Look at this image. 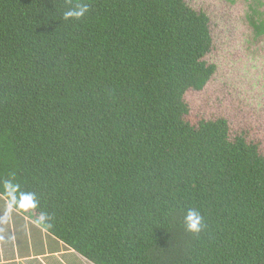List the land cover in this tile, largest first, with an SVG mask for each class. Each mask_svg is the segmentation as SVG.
Wrapping results in <instances>:
<instances>
[{
    "label": "trees",
    "instance_id": "trees-1",
    "mask_svg": "<svg viewBox=\"0 0 264 264\" xmlns=\"http://www.w3.org/2000/svg\"><path fill=\"white\" fill-rule=\"evenodd\" d=\"M83 2L65 21V0H0L1 211L14 178L40 200L14 211L19 233L44 229L92 264H264L262 146L190 102L218 68L209 15L186 0Z\"/></svg>",
    "mask_w": 264,
    "mask_h": 264
},
{
    "label": "rangeland",
    "instance_id": "rangeland-1",
    "mask_svg": "<svg viewBox=\"0 0 264 264\" xmlns=\"http://www.w3.org/2000/svg\"><path fill=\"white\" fill-rule=\"evenodd\" d=\"M186 1L210 17L215 46L207 60L218 67L206 87L193 93L190 100L193 114L208 119L226 117L232 134L245 132L248 139L261 144L264 152V0ZM16 215V212L12 213L8 223L17 239H12L16 241L14 247L17 250L14 259L8 260L10 263L42 264V259H59L62 264H71V260H76L77 264H92L66 248L58 255L53 252L41 257L32 254L22 258L24 243L35 247L47 237L43 244L46 247L48 234L42 229L41 235L36 238L30 225L26 226L25 222H29L26 220L23 222L26 226L24 238L20 243L17 234L21 226L17 227ZM9 254L10 251L0 253V264Z\"/></svg>",
    "mask_w": 264,
    "mask_h": 264
},
{
    "label": "clouds",
    "instance_id": "clouds-1",
    "mask_svg": "<svg viewBox=\"0 0 264 264\" xmlns=\"http://www.w3.org/2000/svg\"><path fill=\"white\" fill-rule=\"evenodd\" d=\"M67 11H65L63 19L82 20L90 11L91 6L83 2V0H65ZM3 198L6 202V211L0 215V232L3 225H7L10 221L12 213L19 210L25 213H36L40 207V200L35 192L24 191L19 183H14L13 179H7L3 184ZM54 215L48 212H39L36 217L35 224L37 227L46 226L51 228L54 226ZM185 226L187 231L195 235L200 234L207 227L204 216L195 208L189 209L185 216ZM2 239V237H0Z\"/></svg>",
    "mask_w": 264,
    "mask_h": 264
},
{
    "label": "crops",
    "instance_id": "crops-1",
    "mask_svg": "<svg viewBox=\"0 0 264 264\" xmlns=\"http://www.w3.org/2000/svg\"><path fill=\"white\" fill-rule=\"evenodd\" d=\"M3 213H4V211H1V209H0V214L3 215ZM13 213H15V212H13ZM13 220H14V218H13ZM2 227L4 230L2 232H0V237H2V239H0V253L4 252L7 254V252L10 251V254L7 255L8 258L7 259L5 258L4 262L1 264H14V263H10L8 260L14 259V257H15V250H17V249H16V246L14 247V243H16L15 240H17V239L15 237L14 232L12 233V230H11L9 224L3 225ZM19 231H18L17 237H18L19 242L22 243V238H24L23 237L24 234L19 233ZM12 239H15V240L13 241ZM46 239H47V237H46ZM46 239L40 240L39 245H37V247L36 246L34 247L33 245H30L28 247L24 243L22 245V249L24 248L25 251H22V252H24V254L21 253L22 254L21 257L22 258H23V256H30L31 257L32 254H34L35 256L41 257V256H45V255H50L49 253H52V254L56 253L58 255L59 253H61L63 251V249H64L63 247L60 249H58L59 247L52 249V247H50L49 245H47L45 247V245H43V244H45ZM48 239H49V237H48ZM42 241H44L43 244H42ZM54 250H56V251H54ZM1 257H3L2 254H1ZM42 264H62V263H61V260H59V259H47V260L42 259ZM71 264H77L76 260H71Z\"/></svg>",
    "mask_w": 264,
    "mask_h": 264
}]
</instances>
